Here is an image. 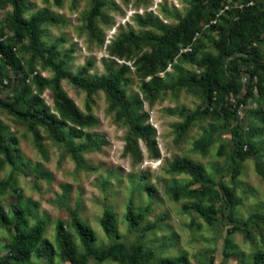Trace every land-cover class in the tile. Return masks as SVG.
Segmentation results:
<instances>
[{
  "label": "rangeland",
  "instance_id": "rangeland-1",
  "mask_svg": "<svg viewBox=\"0 0 264 264\" xmlns=\"http://www.w3.org/2000/svg\"><path fill=\"white\" fill-rule=\"evenodd\" d=\"M99 1L100 14L89 24L91 0H20L24 21L42 18L37 49L53 46L55 61L64 62L68 77L60 82L63 93L83 117L92 120L81 129V137H75L71 129L76 127L67 123V127L59 129V139H54L40 125L17 119L0 108V130L15 161V166H11L0 154V185H7L4 190L0 187V214L9 222L6 225L0 221V264H14L10 257L13 206L26 210V228L43 222L42 239L49 246L36 247L26 264H68L62 261L55 245L58 223L64 225L74 247L82 252L70 227V211H75L92 230L97 252L120 243L128 253L139 242L153 254L147 264H158L165 257H184V264H255L254 254L264 253V95L258 91L257 77H250L252 64L238 65L235 72L242 84L253 85L252 95L244 103L236 102V98H243L246 87L237 96L224 95L225 105L234 112L230 119L226 120L221 113L214 118L201 116L181 132L180 125L188 115L207 107L202 89L183 86L181 80L201 74L197 66L201 58L217 56V32L209 27L214 21H208L210 1L201 3L205 17L202 33L195 36L196 50H183L190 53L188 60L178 55L164 72L157 74L159 88L152 96L143 85L149 78L139 77L135 61L151 51L149 36H160L162 29L175 27L197 0ZM230 4L231 0H224L216 17ZM11 13L8 1L0 0L1 40L14 46L21 67L17 72L5 70L0 98L24 111L25 100L16 103V98L28 86L53 110L51 90L37 92L31 84L32 75L28 80L22 79L30 67L32 51L26 39L14 44L13 33L8 29ZM131 34L139 39L138 47L130 45L124 57L118 59L114 55L115 43L129 40ZM259 37L264 42V26ZM260 48L259 60L264 63V47ZM235 56L241 55L223 59L219 71L224 72L228 60ZM31 66L42 78L53 77L39 57ZM109 70L120 74L125 98L142 101L140 111L146 114L143 126L150 131L148 142L137 139L128 150L129 124L118 118V108L112 106L108 95L103 91L87 95L72 82L74 76L99 81ZM262 86L264 89V82ZM223 105L213 104L211 110L220 111ZM234 130L245 142V149L250 145L255 150L254 155L236 165L230 159ZM197 143L203 148L197 147ZM176 158L201 165L217 190L221 184L231 188L234 206L229 207L224 198L220 199L216 203V220L208 222L199 215L195 199L181 196L175 200L171 189L185 192L201 184L171 171ZM129 205L134 213L144 214L136 226L126 220ZM200 205L206 206L208 202ZM104 211L114 217L110 235L101 226ZM87 264L120 263L111 258L99 261L91 257Z\"/></svg>",
  "mask_w": 264,
  "mask_h": 264
},
{
  "label": "trees",
  "instance_id": "trees-1",
  "mask_svg": "<svg viewBox=\"0 0 264 264\" xmlns=\"http://www.w3.org/2000/svg\"><path fill=\"white\" fill-rule=\"evenodd\" d=\"M12 7V13L8 29L13 33V42L21 43L24 39L28 42V49L32 51L31 64L35 57H39L42 64L49 68L53 77L51 79L42 78L34 71L31 64L27 74L23 75V80H28L31 77L32 87L37 91H43L49 88L52 92V102L54 109H49L43 104L42 99L38 94H32L28 86H24L23 94L16 98V103L25 100L26 110L19 111L16 109V104L7 103L0 98V108L6 110L10 115L23 121L34 122L43 127L48 136L54 139H59L58 131L62 127H67V123L76 127L71 129V133L75 137H81L82 128L91 123L90 117H83L79 110L63 93L60 82L68 77L64 70V62L55 61L54 47L50 46L45 49H37L38 29L42 24V18L36 17L28 22L22 19V6L20 0H7ZM203 0H197L192 4L187 14L173 28H164L160 36H149L148 40L152 44V49L148 53L142 54L136 61L135 70L139 72L141 79L149 78L145 82L144 88L148 95L152 96L156 88H159L158 73L165 71L167 65L181 55L184 60H188L190 53L196 50V34L202 33L203 20L205 15L202 11ZM211 12L208 16V21L213 23L209 27L216 30L217 39L214 41V48L217 52L216 57L206 56L197 62L198 68L201 70L199 76L191 75L182 78L181 84L187 87L201 88L204 100L207 107L202 112H195L188 115L185 121L180 125V131H186L189 126L201 116L214 118L221 113L226 120L230 119L234 112H230L225 105L224 95L237 96L242 87H246L243 98H236V102L244 103V101L252 95L253 85L250 82L241 83L235 73L238 65L252 64L250 77L256 76L258 79V91L264 95L262 82H264V63L260 62L259 58L262 55L261 46L264 47V42H261L259 32L264 26V0H231V4L227 10L216 17V13L220 10L224 0H209ZM92 9L88 17V23L92 24L93 20L100 14L102 3L99 0H91ZM236 3V5H233ZM218 18L219 22H216ZM147 23H150L148 20ZM142 25L145 22H141ZM3 30L0 29V82L4 78V72L11 69L17 72L20 67V62L16 57L14 46L4 40H1ZM138 38L133 34L129 40L121 39L115 43L114 55L118 59H122L126 49L133 45L138 47ZM12 42V43H13ZM229 59L224 72L219 71V64L225 58ZM249 66V65H248ZM235 73V75H234ZM72 82L79 88L83 89L87 95H92L97 91H103L112 101V106L117 107V116L119 119H124L129 124V138L127 139L126 149H131L137 139H148L149 129L143 126V121L146 119V114L141 112L142 101H129L125 98L124 91L121 87V76L109 70L108 74L102 77L99 81H85L79 76H74ZM220 111L211 110L213 104H221ZM232 140L234 149L230 159L233 164L243 161L250 155L255 154V150L248 145L245 149V142L237 135L236 130L232 131ZM148 142V140H146ZM197 147H202L199 143ZM0 154L11 165L15 166V161L10 151V148L5 144V137L0 130ZM222 154V152H219ZM171 171L175 174H184L192 178L194 182L201 183L198 188L191 189L185 192H178L171 189L172 197L176 200L181 196L190 197L198 202L196 206L199 215L208 222L216 220L217 209L216 203L224 198L229 207L235 204L234 193L231 188L220 185L219 190L213 182V179L206 175L201 165L193 163L186 159H174L171 163ZM6 184H1V189L6 188ZM150 191V189H149ZM208 202V205L201 206L202 202ZM186 209L189 206H184ZM15 223L13 225L14 235L10 244V257L14 264H26L31 257L32 251L38 247L48 248V242L42 239L44 232L43 222L39 221L32 227L26 228L25 214L23 208L12 207ZM70 227L77 235L82 252H78L72 243L70 233L65 229L62 223H58L56 227L55 245L60 253L62 261L68 264H87L91 257L97 258L99 261L111 258L117 260L120 264H147L152 258V252L144 250L141 243L136 242L130 248L128 253L125 252L124 246L120 243H113L105 250L97 252L93 247L94 234L92 230L84 224L78 217L75 211L69 212ZM143 213H134L129 205L126 210V220L130 225L136 226L143 220ZM0 221L8 225L9 222L0 214ZM101 226L103 231L110 235L114 229V217L108 211H104L101 218ZM255 264H264V253L257 252L253 256ZM184 257L162 258L158 264H184ZM209 264H212L210 261ZM224 264V263H220Z\"/></svg>",
  "mask_w": 264,
  "mask_h": 264
},
{
  "label": "built area",
  "instance_id": "built-area-1",
  "mask_svg": "<svg viewBox=\"0 0 264 264\" xmlns=\"http://www.w3.org/2000/svg\"><path fill=\"white\" fill-rule=\"evenodd\" d=\"M186 50H188V49H186Z\"/></svg>",
  "mask_w": 264,
  "mask_h": 264
}]
</instances>
